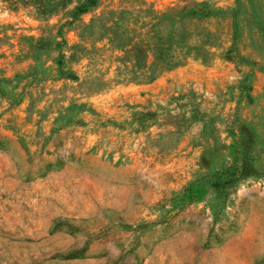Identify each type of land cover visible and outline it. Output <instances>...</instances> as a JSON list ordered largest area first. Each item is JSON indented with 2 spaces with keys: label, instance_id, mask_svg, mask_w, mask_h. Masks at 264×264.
Instances as JSON below:
<instances>
[{
  "label": "rangeland",
  "instance_id": "rangeland-1",
  "mask_svg": "<svg viewBox=\"0 0 264 264\" xmlns=\"http://www.w3.org/2000/svg\"><path fill=\"white\" fill-rule=\"evenodd\" d=\"M0 264H264V0H0Z\"/></svg>",
  "mask_w": 264,
  "mask_h": 264
},
{
  "label": "trees",
  "instance_id": "trees-1",
  "mask_svg": "<svg viewBox=\"0 0 264 264\" xmlns=\"http://www.w3.org/2000/svg\"><path fill=\"white\" fill-rule=\"evenodd\" d=\"M196 15L197 14L191 10L183 9L177 11L169 16L173 24L168 33H165V30L158 29L154 36V42L146 45L140 43L132 47L129 51H137L140 54L141 57H138V61H143V69L154 67L158 62L168 67H175L182 64L185 60V55L189 54L192 49L197 48L198 44L210 43L208 34L205 40H193L194 30L192 29L191 18ZM166 17L168 16L166 15ZM150 56L153 58L151 64H149ZM62 74L67 76V73ZM156 76L155 74L148 77L146 80L143 79L141 82H151Z\"/></svg>",
  "mask_w": 264,
  "mask_h": 264
}]
</instances>
